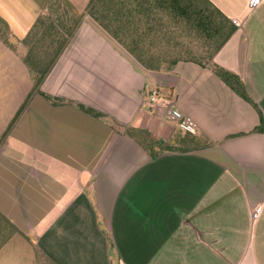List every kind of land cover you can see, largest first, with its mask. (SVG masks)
<instances>
[{"label": "crops", "instance_id": "obj_1", "mask_svg": "<svg viewBox=\"0 0 264 264\" xmlns=\"http://www.w3.org/2000/svg\"><path fill=\"white\" fill-rule=\"evenodd\" d=\"M51 1L0 0L15 42ZM68 1L81 20L38 91L25 45L0 38V264H38L36 250L51 264H264L257 110L210 64L145 69L91 19V0ZM209 1L236 26L211 64L236 74L264 116V0ZM155 90L212 145L152 157L78 106L186 149L181 125L150 104Z\"/></svg>", "mask_w": 264, "mask_h": 264}, {"label": "trees", "instance_id": "obj_2", "mask_svg": "<svg viewBox=\"0 0 264 264\" xmlns=\"http://www.w3.org/2000/svg\"><path fill=\"white\" fill-rule=\"evenodd\" d=\"M147 1L150 0H91L88 7V15L105 33L141 64V66L147 70L161 71L164 66L163 62L159 61L157 64H152L150 61L148 62L146 59L147 56L141 45L144 34L141 32V21L137 18L141 13L148 16L150 15V9H143V5L146 4ZM156 1L159 2V10L191 22L198 30L204 31L210 36H221L222 40L216 51L221 48L236 30V26L233 25L209 0ZM166 2H168V7H166ZM81 16L82 15L74 9L68 0H52L49 4L48 12L37 20L28 36L21 42L14 41L7 23L0 18V38L3 42L13 50H17V47H19L18 43L25 45L27 48L26 54H22L21 56L32 75L34 82L33 92L39 90L40 85L50 72L58 56L75 33L80 23ZM151 23L152 20L147 19L146 24H148L147 29L149 33L153 30ZM210 58L212 60L213 56ZM182 61H191L205 65L201 61H197V59L181 60L177 58L170 62L169 69ZM210 66L229 87L257 110L260 115V122L253 130V133L264 134V116L247 92L243 81L236 74L214 63H210ZM51 100L53 99L51 98ZM63 101L64 100H54L55 103H62ZM78 106L86 113L111 124L116 130L124 132L134 138L149 151L152 157H157L164 151H191L187 149L191 147L199 149L200 147L212 145L199 136L185 132L182 129L177 132L174 141L175 144H179L182 147L185 146L186 149L174 145H164L161 140L154 141L147 133L123 126L115 119L97 109L87 107L83 104H79ZM12 124L9 129L12 127ZM182 132L186 135H183ZM187 145L190 147L187 148ZM36 257L38 264H51L38 250H36Z\"/></svg>", "mask_w": 264, "mask_h": 264}, {"label": "rangeland", "instance_id": "obj_3", "mask_svg": "<svg viewBox=\"0 0 264 264\" xmlns=\"http://www.w3.org/2000/svg\"><path fill=\"white\" fill-rule=\"evenodd\" d=\"M149 14L141 15L142 19L140 16L137 18L141 21V32L144 34L141 45L148 62L157 64L162 61V68L166 70L170 62L177 58L197 59L205 65L211 63L210 57L221 42V36H210L198 30L191 22L158 8ZM147 19L152 20L153 30L150 33Z\"/></svg>", "mask_w": 264, "mask_h": 264}, {"label": "built area", "instance_id": "obj_4", "mask_svg": "<svg viewBox=\"0 0 264 264\" xmlns=\"http://www.w3.org/2000/svg\"><path fill=\"white\" fill-rule=\"evenodd\" d=\"M256 3H258V0H256ZM149 102L152 106L161 107L165 106L164 108V114L166 118H168L171 121L177 122L181 125V128L184 131H187L191 134L197 133V126L193 122V120L187 116H185L177 107L175 104H170L166 100L162 99L160 96L159 91H153L149 95ZM259 212L258 208H255L253 215L257 216Z\"/></svg>", "mask_w": 264, "mask_h": 264}]
</instances>
